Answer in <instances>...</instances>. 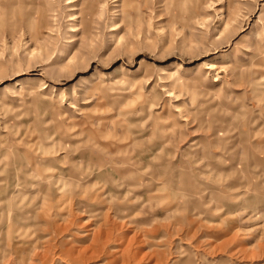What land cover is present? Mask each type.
Wrapping results in <instances>:
<instances>
[{
	"label": "rangeland",
	"instance_id": "374dc122",
	"mask_svg": "<svg viewBox=\"0 0 264 264\" xmlns=\"http://www.w3.org/2000/svg\"><path fill=\"white\" fill-rule=\"evenodd\" d=\"M0 264H264V0H0Z\"/></svg>",
	"mask_w": 264,
	"mask_h": 264
},
{
	"label": "bare ground",
	"instance_id": "6f19581e",
	"mask_svg": "<svg viewBox=\"0 0 264 264\" xmlns=\"http://www.w3.org/2000/svg\"><path fill=\"white\" fill-rule=\"evenodd\" d=\"M83 1H85V0H83ZM37 11V10H36ZM39 18H40V20H41V23L44 21V14H43V11H41V15L39 16ZM37 23V20H35L34 18L32 19V22H31V24H28L30 27H32L34 24H36ZM58 188H59V186H58ZM57 188V189H58Z\"/></svg>",
	"mask_w": 264,
	"mask_h": 264
}]
</instances>
